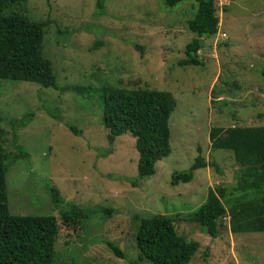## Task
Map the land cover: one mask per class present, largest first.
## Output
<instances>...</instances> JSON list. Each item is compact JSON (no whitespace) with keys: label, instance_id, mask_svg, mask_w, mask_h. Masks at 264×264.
<instances>
[{"label":"rangeland","instance_id":"obj_1","mask_svg":"<svg viewBox=\"0 0 264 264\" xmlns=\"http://www.w3.org/2000/svg\"><path fill=\"white\" fill-rule=\"evenodd\" d=\"M95 2L22 0L16 10L31 21H50L43 28L42 55L58 88L119 84L169 92L175 103L168 118L170 153L132 187L134 139L126 133L107 142L97 94L81 97L0 80L8 211L56 219L53 264H129L138 256L133 217L176 214L175 233L197 244L186 264H264V233L233 235L224 215L208 236L184 220L205 201L207 189L224 188L228 197L237 182L232 153L209 149V129L264 126V0H214L217 30L201 39L199 67L177 66L194 38L184 26L195 10L192 1L167 7L164 0H105L101 10ZM14 120L25 158L14 159ZM198 155L204 167L193 170L189 182L170 185L171 173L186 171ZM50 187L62 199L58 207L50 201ZM72 205L86 210L84 219L65 227L58 211Z\"/></svg>","mask_w":264,"mask_h":264},{"label":"trees","instance_id":"obj_2","mask_svg":"<svg viewBox=\"0 0 264 264\" xmlns=\"http://www.w3.org/2000/svg\"><path fill=\"white\" fill-rule=\"evenodd\" d=\"M104 1L96 0L97 10L102 9ZM183 1L195 4L192 17L184 23L194 38L184 46V58L177 66L199 67L202 63L197 52L203 47L201 39L212 37L217 30L214 0H164V4L174 7ZM21 2L0 0V80L32 83L81 97L93 91L97 94L107 142L126 133L134 139L136 177L130 185L133 187L136 180L152 175L154 164L170 153L168 118L175 105L171 94L144 85L124 88L110 84L98 90L84 86L58 88L51 63L42 55L43 28L50 21L28 20L16 10ZM29 117L24 115L23 125ZM14 123L15 120L10 123L11 138L18 153L14 159L25 158L27 155L16 144ZM68 129L76 132L72 127ZM3 141L4 132L0 126V264H53L56 219L53 216H17L8 211L4 175L10 160L2 148ZM208 145L212 151L232 153L239 166L237 182L228 197L224 188L207 189L205 201L184 220L196 224L208 236L216 234V222L224 215L228 217V230L233 235L264 233V126L211 127ZM202 167L204 162L198 155L186 171L171 173L170 185L189 182L192 171ZM48 192L52 205L58 207L62 203L58 191L50 187ZM85 211L72 205L65 211H58V220L61 225L71 227L84 219ZM177 218V214L134 216L138 256L129 264H186L197 244L175 233L173 224ZM107 248L116 257H123L114 245L107 244Z\"/></svg>","mask_w":264,"mask_h":264},{"label":"water","instance_id":"obj_3","mask_svg":"<svg viewBox=\"0 0 264 264\" xmlns=\"http://www.w3.org/2000/svg\"><path fill=\"white\" fill-rule=\"evenodd\" d=\"M223 173H224V176H225L226 178L229 177V174L226 172V170H224Z\"/></svg>","mask_w":264,"mask_h":264}]
</instances>
